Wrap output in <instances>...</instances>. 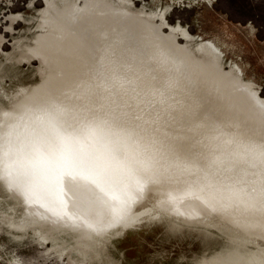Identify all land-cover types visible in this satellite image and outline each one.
I'll return each mask as SVG.
<instances>
[{"label": "water", "instance_id": "water-1", "mask_svg": "<svg viewBox=\"0 0 264 264\" xmlns=\"http://www.w3.org/2000/svg\"><path fill=\"white\" fill-rule=\"evenodd\" d=\"M262 159L263 31L218 0H54L0 78V264H264V219L212 210ZM62 164L110 185L87 217Z\"/></svg>", "mask_w": 264, "mask_h": 264}, {"label": "rangeland", "instance_id": "rangeland-1", "mask_svg": "<svg viewBox=\"0 0 264 264\" xmlns=\"http://www.w3.org/2000/svg\"><path fill=\"white\" fill-rule=\"evenodd\" d=\"M264 32V0H218ZM54 0H0V78Z\"/></svg>", "mask_w": 264, "mask_h": 264}, {"label": "snow or ice", "instance_id": "snow-or-ice-1", "mask_svg": "<svg viewBox=\"0 0 264 264\" xmlns=\"http://www.w3.org/2000/svg\"><path fill=\"white\" fill-rule=\"evenodd\" d=\"M69 191L74 196L72 210L87 217L95 211L100 201L99 193L110 194V185L100 170L62 164L56 171L55 195L59 198Z\"/></svg>", "mask_w": 264, "mask_h": 264}, {"label": "clouds", "instance_id": "clouds-1", "mask_svg": "<svg viewBox=\"0 0 264 264\" xmlns=\"http://www.w3.org/2000/svg\"><path fill=\"white\" fill-rule=\"evenodd\" d=\"M71 204L74 203V196L71 191L65 193ZM251 198H238L230 205L213 206L212 210L221 215L227 216L237 227L247 228L255 225L247 223V217L259 214L264 219V159L261 161V177L258 187H253ZM85 228L90 227L84 225Z\"/></svg>", "mask_w": 264, "mask_h": 264}]
</instances>
